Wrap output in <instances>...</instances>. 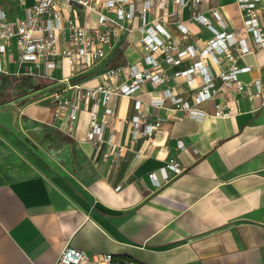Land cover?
<instances>
[{"label":"crops","instance_id":"obj_1","mask_svg":"<svg viewBox=\"0 0 264 264\" xmlns=\"http://www.w3.org/2000/svg\"><path fill=\"white\" fill-rule=\"evenodd\" d=\"M0 4L12 14L22 12L15 0ZM213 6L232 29L243 26L237 0H202L205 12ZM261 9L264 24V0ZM191 28L201 37L199 43L212 35L201 23L194 22ZM170 29L181 34L174 24ZM139 36L136 29L121 44L114 55L121 51L122 55L113 65L142 60L146 49ZM238 64L251 66L240 74L245 82L264 79V48L244 55ZM188 66L184 61L169 73ZM98 68L77 79L96 84L90 74ZM55 75L62 76L61 71ZM27 77L3 74L0 89L8 96L24 94L35 85ZM22 80L19 92L14 86ZM37 80V86L52 82ZM178 80L177 91L185 95L187 83ZM169 83L174 85V79ZM146 88L153 94L161 89L150 83ZM233 95L239 114L213 115L212 99L202 105L209 114L201 121L146 103L150 119L161 118L164 127L152 140L140 139L116 164L97 154L86 140L87 113H82L74 136L54 126L51 118L49 123L85 156L82 167L58 179L48 176L10 138L7 128H18L21 115L0 110V264H56L67 244L91 253H112L115 264H264V97L238 91ZM36 102L26 106L30 117L41 114L32 106ZM111 105L117 113L119 140L125 141L124 118L133 114L134 100L113 95ZM48 108L53 117L55 105L42 106ZM134 148L144 153L142 157H136ZM170 157L187 169L156 188L148 173Z\"/></svg>","mask_w":264,"mask_h":264},{"label":"built area","instance_id":"obj_2","mask_svg":"<svg viewBox=\"0 0 264 264\" xmlns=\"http://www.w3.org/2000/svg\"><path fill=\"white\" fill-rule=\"evenodd\" d=\"M21 13L12 14L0 4V76L34 79L35 85L10 101L40 96L55 105L51 123L74 136L83 112L88 114L86 140L97 154L116 164L142 138L152 140L164 127L161 118L150 119L144 105L181 112L198 121L209 112L202 105L215 101L213 115L221 118L240 112L233 91L264 97V79H241L250 65L238 64L244 55L264 48L262 0H237L243 10V26L232 29L217 6L205 12L202 0H15ZM89 12L94 23H88ZM138 21L139 24L137 23ZM206 26L212 35L203 39L193 34L191 24ZM174 24L181 34L174 33ZM138 29V41L146 49L142 60L104 67L100 80L88 84L81 79L91 69L104 66L121 44ZM189 61V66L169 73ZM57 70L62 76L55 75ZM37 78L52 82L37 86ZM174 85L169 83L170 79ZM184 78L185 95L177 91ZM160 87L151 93L146 84ZM37 86V87H36ZM51 90H47V89ZM42 93V94H41ZM150 93L149 100L144 95ZM113 95L134 100L133 114L125 141H120ZM8 96L0 89V101ZM35 102V101H31ZM135 150V148H134ZM142 157L141 150H135ZM187 166L170 157L158 170L148 173L156 188L172 181ZM114 254L91 253L67 244L56 264H114Z\"/></svg>","mask_w":264,"mask_h":264},{"label":"rangeland","instance_id":"obj_3","mask_svg":"<svg viewBox=\"0 0 264 264\" xmlns=\"http://www.w3.org/2000/svg\"><path fill=\"white\" fill-rule=\"evenodd\" d=\"M88 23H94L93 16L89 12ZM122 51L114 55L111 59L105 62L106 67L118 63ZM101 66L96 72L90 74L93 80L99 81V75L105 69ZM89 75V76H90ZM88 75L86 77H89ZM85 77H83L84 79ZM86 79V78H85ZM48 82V81H46ZM42 81L40 86L46 84ZM47 90H51L50 88ZM42 94V93H41ZM38 94L32 98L17 99L10 103L14 97L11 95L0 101V110H8L19 113L22 117L21 125L18 128L8 127V134L12 141L40 168L50 177L58 179L59 177L66 178L70 171H76L83 165L85 156L80 152V148L72 141L66 138L65 134L58 131L49 122L52 118V113L48 114V109H42V106H50L49 99L37 101L38 118L28 115L29 108L26 106L31 104V101L39 99ZM9 102V103H8ZM41 119H40V118Z\"/></svg>","mask_w":264,"mask_h":264},{"label":"water","instance_id":"obj_4","mask_svg":"<svg viewBox=\"0 0 264 264\" xmlns=\"http://www.w3.org/2000/svg\"><path fill=\"white\" fill-rule=\"evenodd\" d=\"M28 79H29V77H27ZM32 78L30 77V80H31ZM34 82V79H32V83ZM23 83H24V81L22 80V81H19V82H17L16 84H15V86H14V89L15 90H19V92H20V90L21 89H23V87H22V85H23ZM33 85V84H32ZM31 85V83H30V86H32ZM21 88V89H20ZM15 96L17 95L16 93L14 94Z\"/></svg>","mask_w":264,"mask_h":264},{"label":"trees","instance_id":"obj_5","mask_svg":"<svg viewBox=\"0 0 264 264\" xmlns=\"http://www.w3.org/2000/svg\"><path fill=\"white\" fill-rule=\"evenodd\" d=\"M114 258H115V261H116V259H117V257L114 255ZM115 264V263H114Z\"/></svg>","mask_w":264,"mask_h":264}]
</instances>
